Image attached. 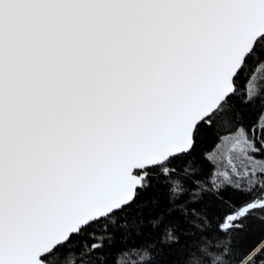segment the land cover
<instances>
[{
	"label": "snow or ice",
	"instance_id": "snow-or-ice-1",
	"mask_svg": "<svg viewBox=\"0 0 264 264\" xmlns=\"http://www.w3.org/2000/svg\"><path fill=\"white\" fill-rule=\"evenodd\" d=\"M0 264H264V0H0Z\"/></svg>",
	"mask_w": 264,
	"mask_h": 264
}]
</instances>
